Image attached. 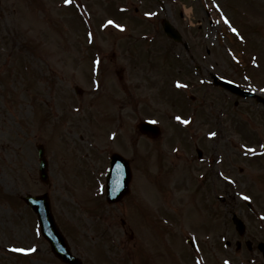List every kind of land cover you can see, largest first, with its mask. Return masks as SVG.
<instances>
[{"label":"rangeland","instance_id":"374dc122","mask_svg":"<svg viewBox=\"0 0 264 264\" xmlns=\"http://www.w3.org/2000/svg\"><path fill=\"white\" fill-rule=\"evenodd\" d=\"M163 18L181 43L163 33ZM0 38V191L16 208L23 191L47 192L84 264H214L234 255L231 208L216 203L223 213H214L200 196L210 183L222 188L218 170L264 195V108L255 97H264V0H0ZM213 74L245 91L214 84ZM143 119L163 135L142 136ZM114 151L130 160L132 178L127 194L106 203L98 186ZM11 206L0 201V264H63L37 239L35 214ZM8 244L36 252L18 257Z\"/></svg>","mask_w":264,"mask_h":264},{"label":"water","instance_id":"95a60500","mask_svg":"<svg viewBox=\"0 0 264 264\" xmlns=\"http://www.w3.org/2000/svg\"><path fill=\"white\" fill-rule=\"evenodd\" d=\"M164 30L173 38H176V39L179 38L178 34L171 28V26L165 24ZM215 82L228 89H231V90L233 89L237 91L236 87L228 82H225V81H215ZM140 129L141 131L145 133H152V132L156 133L155 127H153L150 124L141 123ZM40 158H41L40 178L42 180H45L47 178L46 163H45V159L43 158L42 149H40ZM109 172H110L109 175L111 176V181H115L114 182L115 186L113 187L112 183L110 186L109 181H108L107 199L109 201H113L127 191V180L130 178V169H129L128 162L118 155H113L111 157V168ZM113 176H117L118 178L120 179L122 178L124 180V183L122 184V186L120 187L116 186L117 178H115V180H112ZM115 192L117 193L119 192V194H115ZM26 200L28 204L32 206L34 210H36L40 218V221L47 222L48 229H47V232L44 231V235L48 238L49 242L51 243V249L54 252V254L57 255L62 261H65L70 264H78L79 263L78 260L74 258L73 256H71L65 241L63 240L61 234L58 232L53 222L46 195H43L41 197H27Z\"/></svg>","mask_w":264,"mask_h":264},{"label":"flooded vegetation","instance_id":"af4514ba","mask_svg":"<svg viewBox=\"0 0 264 264\" xmlns=\"http://www.w3.org/2000/svg\"><path fill=\"white\" fill-rule=\"evenodd\" d=\"M227 192H228V197H229V199L227 200V203L228 204H229V202L235 203L234 194L233 193L229 194L230 190H227ZM229 205H230V207H233V208L235 206V204H233V205L229 204ZM249 234H250L249 237H246V239L250 242V243L246 242V245L249 247L248 250H250L249 255L255 260H258V257H260V261L258 260L257 262H254L253 264H264V255L261 256V254H257L258 251H260L262 254H264V246H260V245L258 246L257 245V238H263L264 239V232H262V234H261V232H258V231H251ZM236 246L239 247L240 243L236 244ZM256 250H258V251H256ZM261 258L263 260H261Z\"/></svg>","mask_w":264,"mask_h":264},{"label":"snow or ice","instance_id":"6c2138e0","mask_svg":"<svg viewBox=\"0 0 264 264\" xmlns=\"http://www.w3.org/2000/svg\"><path fill=\"white\" fill-rule=\"evenodd\" d=\"M65 3H71V0H65ZM150 15H151V13H150ZM109 24H112L113 23V21H109L108 22ZM117 27H121L120 25H117ZM232 31L233 32H237V29H235V28H233L232 29ZM177 86L178 87H186V85H182L180 82H177ZM176 119H181L180 117H177ZM183 123H185V124H188L189 123V121L188 120H183ZM210 135H215V133H210ZM247 198V197H246ZM14 251H18V252H35L36 251V249L35 248H33V247H28V248H14L13 249Z\"/></svg>","mask_w":264,"mask_h":264}]
</instances>
